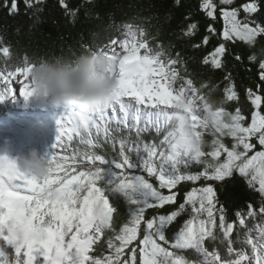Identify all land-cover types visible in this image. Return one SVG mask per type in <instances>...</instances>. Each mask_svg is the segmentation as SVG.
Instances as JSON below:
<instances>
[{"label":"snow or ice","instance_id":"obj_1","mask_svg":"<svg viewBox=\"0 0 264 264\" xmlns=\"http://www.w3.org/2000/svg\"><path fill=\"white\" fill-rule=\"evenodd\" d=\"M24 2L39 11L43 0ZM5 6L18 11L17 0ZM199 8L207 32L221 37L204 65L225 69L230 45L248 49L235 59L253 66L249 111L230 72L213 99L219 85L197 86L180 53L140 25L125 24L123 38L98 49L86 45L111 61L115 87L101 110L60 108L45 174L0 156V264H264V4L201 0ZM185 19L182 36L191 38L198 22ZM0 52V102L29 101L34 65L26 55L12 64L9 46ZM193 162L202 170L191 171ZM234 173L260 200L229 217L214 184Z\"/></svg>","mask_w":264,"mask_h":264},{"label":"trees","instance_id":"obj_2","mask_svg":"<svg viewBox=\"0 0 264 264\" xmlns=\"http://www.w3.org/2000/svg\"><path fill=\"white\" fill-rule=\"evenodd\" d=\"M69 7L76 11L75 17L69 15L61 6L60 0H43L39 11L28 8L24 0H17L18 11L11 13V0H0V46H9L12 54L11 63L20 64L25 55L30 59L57 58L73 53L85 52V46L98 49L112 39H120L124 35V25L132 23L144 27L150 36L173 54L179 52L186 61L187 74L198 86L203 82L219 85L213 92V99L219 100L227 81L225 75L230 72L240 95V106L249 111L250 102L245 98L246 86L253 84L249 77L252 64L246 59L241 62L235 59L240 50L248 51L240 42V46H232L231 54L226 53L221 59L225 69H213L204 65L203 59L218 46L221 37L207 32L211 22L199 8L201 0H66ZM242 3V2H240ZM264 4V0H260ZM239 4V3H237ZM186 17L198 22V31L191 38L182 36V29L187 24ZM264 25V16L257 21ZM222 31L223 21L213 25ZM209 36V43H202L203 37ZM200 44L199 48L193 47ZM260 45H257L259 48ZM2 58V59H1ZM3 64V56H0ZM183 73V69H181ZM207 91V89L205 90ZM228 107L234 109L235 102ZM217 198L229 211V217L235 210L246 208L247 203H259L260 197L248 187L238 174L228 181L215 182ZM183 191V190H182ZM218 243V242H217Z\"/></svg>","mask_w":264,"mask_h":264},{"label":"clouds","instance_id":"obj_3","mask_svg":"<svg viewBox=\"0 0 264 264\" xmlns=\"http://www.w3.org/2000/svg\"><path fill=\"white\" fill-rule=\"evenodd\" d=\"M31 62L34 97L56 108L75 106L86 113L101 110L116 84L108 71L111 61L101 50L89 49L78 55ZM19 165L41 175L47 171L45 157L34 149L19 158Z\"/></svg>","mask_w":264,"mask_h":264}]
</instances>
